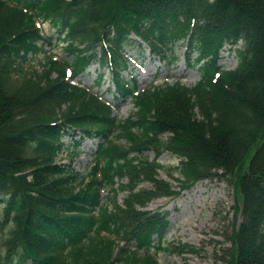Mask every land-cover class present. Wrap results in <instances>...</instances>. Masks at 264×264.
Wrapping results in <instances>:
<instances>
[{
    "label": "trees",
    "instance_id": "16d2710c",
    "mask_svg": "<svg viewBox=\"0 0 264 264\" xmlns=\"http://www.w3.org/2000/svg\"><path fill=\"white\" fill-rule=\"evenodd\" d=\"M37 18L66 56L46 57L30 75L15 62L50 43ZM178 43L199 72L193 85L139 89L123 74L127 48L142 54L144 45L170 63ZM226 46L233 69L219 63ZM95 61L109 72L112 100L65 79V66L74 78ZM127 97L136 110L117 119L114 100ZM85 137L101 141L78 179L54 159L77 153ZM163 150L179 157L180 189L213 177L233 184L240 219L219 259L264 264V0H0V264H157L152 248L195 251L163 247L168 214L146 208L178 192L159 177ZM104 184L114 200L127 192L122 204L100 202Z\"/></svg>",
    "mask_w": 264,
    "mask_h": 264
},
{
    "label": "rangeland",
    "instance_id": "374dc122",
    "mask_svg": "<svg viewBox=\"0 0 264 264\" xmlns=\"http://www.w3.org/2000/svg\"><path fill=\"white\" fill-rule=\"evenodd\" d=\"M41 33L51 36V43L44 44L42 50L36 54L28 55L24 60L16 61V68L21 73L42 72L44 70V61L46 57L54 59H63L66 54L63 50L64 42L58 40L54 29L48 22H42L39 25ZM142 47V54L135 49H129L128 55H131V64L128 70L123 74L136 78L139 88L150 85H162L164 83H173L180 81L184 86L193 85L199 79V72L196 68L187 65L186 49L184 44L178 43L174 50L176 59L168 63L167 59L158 60L148 55V48ZM65 59V58H64ZM68 57L66 60H69ZM155 60V61H154ZM219 63L224 69H232L237 65V57L234 50L228 46L224 47L220 53ZM98 63L91 64L84 75L79 77L82 85L89 86L106 98L111 96L105 92L110 84L109 76L104 77V82L99 85L96 82L99 72ZM115 107L113 114L117 119H126L135 110L132 100L129 98L114 100ZM115 136V135H114ZM166 137V134L163 135ZM116 143H127L119 137H115ZM64 141H71L69 137H64ZM98 139H85L79 147L77 155L70 157L63 150L57 155L58 163H70L72 168L79 174L84 175L93 162V153L96 149ZM148 159L155 156L151 149L144 153ZM72 158V159H71ZM179 158L171 153H161L157 161L161 165L159 177L169 183L177 190V194L168 197H159L151 200L147 209L166 211L169 224L162 238L164 247H180L181 244L193 246L195 251L188 250V247L182 251L177 250H159L154 254L158 264H225L219 259L222 254V248L228 247L230 242L226 236L232 230L233 222L236 224L239 217L235 216L233 205L235 203L234 186L225 177H213L195 182L192 186L185 189L179 188L181 175L173 168L177 165ZM139 186L150 188L148 182L141 183ZM126 191L119 190L116 194L118 204L123 202ZM101 201L109 207L113 205L110 200L109 187L104 186L101 191ZM156 241V238L154 239ZM182 249V247H180ZM154 252V250H152Z\"/></svg>",
    "mask_w": 264,
    "mask_h": 264
}]
</instances>
